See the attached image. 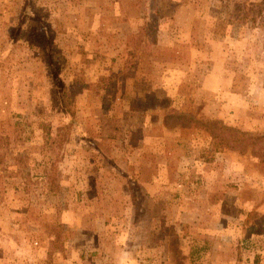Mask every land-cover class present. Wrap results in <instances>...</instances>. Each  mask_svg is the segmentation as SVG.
I'll return each instance as SVG.
<instances>
[{
  "label": "rangeland",
  "instance_id": "1",
  "mask_svg": "<svg viewBox=\"0 0 264 264\" xmlns=\"http://www.w3.org/2000/svg\"><path fill=\"white\" fill-rule=\"evenodd\" d=\"M178 114L264 133V0H0V264H264V160Z\"/></svg>",
  "mask_w": 264,
  "mask_h": 264
},
{
  "label": "trees",
  "instance_id": "2",
  "mask_svg": "<svg viewBox=\"0 0 264 264\" xmlns=\"http://www.w3.org/2000/svg\"><path fill=\"white\" fill-rule=\"evenodd\" d=\"M154 38L155 36L150 35L149 40L155 42ZM65 109L71 117L74 116L73 109L70 107H65ZM175 117L185 120V123L181 124L184 127H199L207 131L216 140V150L218 151L225 148H233L241 152L251 150L253 155L264 160V133L253 135L220 120L206 121L188 114H178Z\"/></svg>",
  "mask_w": 264,
  "mask_h": 264
}]
</instances>
